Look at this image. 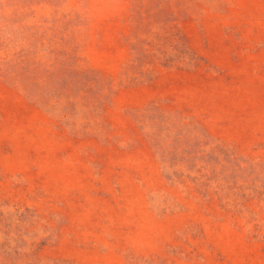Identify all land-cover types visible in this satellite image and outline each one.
I'll list each match as a JSON object with an SVG mask.
<instances>
[{"label":"rangeland","instance_id":"obj_1","mask_svg":"<svg viewBox=\"0 0 264 264\" xmlns=\"http://www.w3.org/2000/svg\"><path fill=\"white\" fill-rule=\"evenodd\" d=\"M0 264H264V0H0Z\"/></svg>","mask_w":264,"mask_h":264},{"label":"trees","instance_id":"obj_2","mask_svg":"<svg viewBox=\"0 0 264 264\" xmlns=\"http://www.w3.org/2000/svg\"><path fill=\"white\" fill-rule=\"evenodd\" d=\"M209 156L214 157L215 155L212 154V153H210ZM189 158H190V157H189ZM193 158L196 159V157H193ZM170 159H171V160H175V159H178V160H186V159H188V158L185 157L183 154L178 158V153H177L176 151H174V152L171 153V158H170ZM200 160L203 161V160H204V157H203V156L200 157ZM192 164L195 165L196 163L193 162ZM193 167H196V166H193ZM199 171H200V172L202 171V167L200 168Z\"/></svg>","mask_w":264,"mask_h":264}]
</instances>
